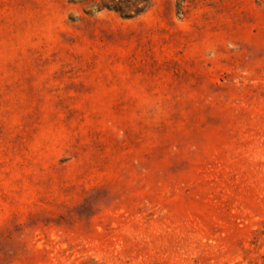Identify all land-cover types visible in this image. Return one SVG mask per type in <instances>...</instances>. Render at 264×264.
<instances>
[{"label": "rangeland", "instance_id": "rangeland-1", "mask_svg": "<svg viewBox=\"0 0 264 264\" xmlns=\"http://www.w3.org/2000/svg\"><path fill=\"white\" fill-rule=\"evenodd\" d=\"M0 264H264V0H0Z\"/></svg>", "mask_w": 264, "mask_h": 264}]
</instances>
